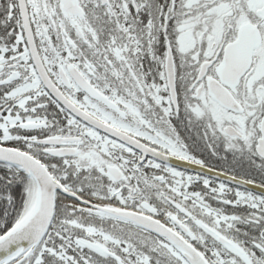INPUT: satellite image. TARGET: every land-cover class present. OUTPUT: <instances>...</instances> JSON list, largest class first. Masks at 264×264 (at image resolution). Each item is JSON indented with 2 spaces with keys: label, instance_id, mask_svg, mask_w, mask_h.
I'll use <instances>...</instances> for the list:
<instances>
[{
  "label": "snow or ice",
  "instance_id": "6c2138e0",
  "mask_svg": "<svg viewBox=\"0 0 264 264\" xmlns=\"http://www.w3.org/2000/svg\"><path fill=\"white\" fill-rule=\"evenodd\" d=\"M0 264H264V0H0Z\"/></svg>",
  "mask_w": 264,
  "mask_h": 264
}]
</instances>
